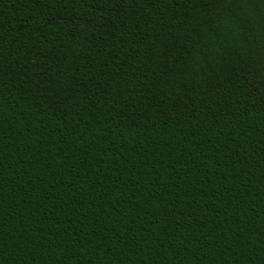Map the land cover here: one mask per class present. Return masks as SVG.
Instances as JSON below:
<instances>
[{
  "label": "trees",
  "instance_id": "1",
  "mask_svg": "<svg viewBox=\"0 0 264 264\" xmlns=\"http://www.w3.org/2000/svg\"><path fill=\"white\" fill-rule=\"evenodd\" d=\"M0 264H264V0H0Z\"/></svg>",
  "mask_w": 264,
  "mask_h": 264
}]
</instances>
